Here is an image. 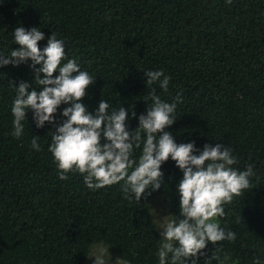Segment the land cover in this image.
<instances>
[{
  "label": "trees",
  "instance_id": "16d2710c",
  "mask_svg": "<svg viewBox=\"0 0 264 264\" xmlns=\"http://www.w3.org/2000/svg\"><path fill=\"white\" fill-rule=\"evenodd\" d=\"M17 27L40 28L41 49L53 32L64 40L67 57L96 78L82 102L93 113L102 99L134 110L129 131L147 111L144 71L171 76L167 93L151 86L162 100H183L165 131L201 150L229 146L236 168L254 170L252 187L219 218L236 239L209 243L197 264H264V0H0V52L19 48ZM30 64L0 67V264H88L91 246L101 243L127 264H159L151 203L164 197L179 218L182 171L169 158L162 187L139 202L125 198L123 182L93 191L76 172L61 181L48 151L55 125L37 128L29 111L22 137L12 135L9 81L39 87ZM68 106L58 108L57 125ZM33 136L41 151L31 147Z\"/></svg>",
  "mask_w": 264,
  "mask_h": 264
},
{
  "label": "clouds",
  "instance_id": "9594fccd",
  "mask_svg": "<svg viewBox=\"0 0 264 264\" xmlns=\"http://www.w3.org/2000/svg\"><path fill=\"white\" fill-rule=\"evenodd\" d=\"M226 2L231 4L232 0ZM13 36L19 48L11 50L10 54L0 52V67L31 61L34 81L39 87L34 88L28 81H20L18 85L9 81L16 91L11 107L12 135L16 139L22 137L23 122L29 111L37 128H43L46 122L55 125V131H49L48 151L61 181L69 178L68 173L76 172L93 191L123 182L121 191L125 198L134 196L139 202L142 196L151 195L162 187L161 167L171 158L183 173L177 187L180 211L178 219L168 215L153 220L161 238L159 264H189V261L197 264L209 243L217 245L236 239L235 232L221 227L219 218L226 214L225 204L232 203L235 196L252 187L253 165L239 170L235 167L239 161L231 147L215 143L205 144L201 150L195 142L178 144L172 133L165 131L176 122L177 104L183 100L180 95L171 103L162 100L151 86L158 84L167 93L171 76L165 75L163 70L144 71L145 83L151 88L144 100L148 107L146 114L139 115L138 127L129 131V111L132 118H136L134 110L115 108L102 99L93 113L82 102L96 78L82 70L76 58L67 57L65 42L58 39L56 33L47 38L43 49L39 42L45 39V34L38 27H17ZM57 72L59 74L54 76ZM62 104L70 106L63 109L61 115L66 119L57 125L56 113ZM40 138L33 136L31 140V147L36 151H41ZM137 150L139 155H136ZM93 257L94 264H111L109 248L103 243L93 247L88 258ZM212 258L219 259L218 256ZM115 264L127 262L119 257Z\"/></svg>",
  "mask_w": 264,
  "mask_h": 264
},
{
  "label": "rangeland",
  "instance_id": "374dc122",
  "mask_svg": "<svg viewBox=\"0 0 264 264\" xmlns=\"http://www.w3.org/2000/svg\"><path fill=\"white\" fill-rule=\"evenodd\" d=\"M151 211H152L153 220L154 219H162L165 216L172 215L171 214L170 205H169V203L167 202V200L164 197H157V198L152 200ZM95 245H98V244H94V245L91 246L89 256L92 255L93 247ZM109 252H110V250H109ZM110 255H111V258H112L111 264H115V261H116V259L118 257L115 254L111 253V252H110ZM94 260H95L94 257L91 258V259L88 258V264H94Z\"/></svg>",
  "mask_w": 264,
  "mask_h": 264
}]
</instances>
